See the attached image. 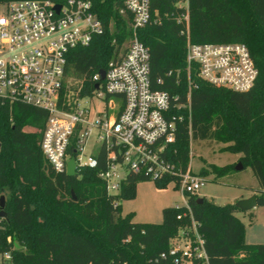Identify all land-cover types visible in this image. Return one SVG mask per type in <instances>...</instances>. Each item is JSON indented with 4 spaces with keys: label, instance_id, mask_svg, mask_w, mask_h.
Instances as JSON below:
<instances>
[{
    "label": "trees",
    "instance_id": "1",
    "mask_svg": "<svg viewBox=\"0 0 264 264\" xmlns=\"http://www.w3.org/2000/svg\"><path fill=\"white\" fill-rule=\"evenodd\" d=\"M13 1L18 0H0V6ZM92 1L105 33L88 47L72 49L66 67L75 85L82 83V96L97 89L93 77L106 71L131 36L125 0ZM152 6L161 15L174 11L170 1L157 0ZM190 16L192 43L246 45L258 77L246 92L210 85L195 68L189 74L187 39L175 20L165 18L162 24L140 29V40L151 52L154 91L167 92L177 105L186 103L189 83L193 85L191 118L184 111L185 122L178 124L177 142L167 148L166 158L185 171L191 142L216 140L224 144L223 152L241 155L243 169L253 171L260 188L258 205L264 207V0H190ZM47 120L43 109L0 100V198L6 196L0 250H12L14 263L176 264L170 241L192 225L193 215L208 258L194 264H264V244L246 243L235 204L222 206L206 198L198 202L199 195L185 194L190 210L169 208L161 224L137 223L132 214L123 215L121 202L135 196L139 182L152 179L130 174L122 192L109 195L99 174L107 169L105 148L95 156L96 167H80L74 177L56 173L41 151ZM235 167L213 166L211 171L202 169L200 175L222 178ZM161 180L175 181V177Z\"/></svg>",
    "mask_w": 264,
    "mask_h": 264
},
{
    "label": "built area",
    "instance_id": "2",
    "mask_svg": "<svg viewBox=\"0 0 264 264\" xmlns=\"http://www.w3.org/2000/svg\"><path fill=\"white\" fill-rule=\"evenodd\" d=\"M155 1L125 0L131 17V36L109 62L105 80L100 73L93 77L98 88L86 96L81 94L82 83L72 84L66 67L72 49L88 47L95 37L105 33L94 2L18 0L1 5L4 9L0 15V100L24 103L48 113L41 151L56 173H67L74 156L77 171L80 167H96L95 156L105 148L107 169L99 174L109 195H119L130 174L152 180L177 176L165 151L177 142L178 124L185 122L184 111L188 120L192 113L191 82L183 104L173 105L167 92L154 91L151 52L140 40V29L162 24L165 18L175 20L187 39L189 74L195 68L198 76L210 85L246 92L258 77L246 45L191 42L190 0H161L174 3V11L164 15L159 8H153ZM57 5H61L60 10ZM90 101L100 108H94ZM94 131L96 149L89 162H85V145ZM204 179L186 170L179 186L184 195H199ZM185 206L188 207L187 200ZM191 224L170 241V254L176 264L208 262L205 241L193 215ZM0 264H16L12 250H0Z\"/></svg>",
    "mask_w": 264,
    "mask_h": 264
},
{
    "label": "rangeland",
    "instance_id": "3",
    "mask_svg": "<svg viewBox=\"0 0 264 264\" xmlns=\"http://www.w3.org/2000/svg\"><path fill=\"white\" fill-rule=\"evenodd\" d=\"M3 9L1 6L0 15ZM111 28H113L112 24ZM127 41L128 39L124 43ZM75 83L77 82L72 81L73 85ZM90 102L94 108H100L96 102ZM95 139L96 132L94 131L85 145V162H89V156L96 149ZM224 147V144L216 140H193L189 148L190 163L186 170H191L193 174H200L202 169L211 171L213 166L238 165L241 155L223 152ZM177 153V149L174 148L172 155L176 156ZM172 165L177 174L175 181L163 182L161 180V183H157L155 180H144V182H139L135 187V196L121 202L124 216L132 214L133 221L137 223L161 224L165 209L185 206V195L179 185L181 176L185 174L186 170L184 171L179 166L177 168L174 163ZM202 177L205 179L199 196L218 205L236 204L239 201L248 200L253 195H259L260 192L258 181L250 167L241 171L233 170L229 175L222 178L216 177L215 174ZM236 215L245 226L244 240L246 243L249 245L264 244V207L258 206L249 212L239 210ZM15 246L18 245L15 244Z\"/></svg>",
    "mask_w": 264,
    "mask_h": 264
},
{
    "label": "water",
    "instance_id": "4",
    "mask_svg": "<svg viewBox=\"0 0 264 264\" xmlns=\"http://www.w3.org/2000/svg\"><path fill=\"white\" fill-rule=\"evenodd\" d=\"M56 8H57V10H60L61 5H57ZM100 76H101L102 80H105L106 71H104V70L100 71ZM96 88H98V85H96ZM0 148H1V146H0ZM235 170H237V171L243 170V165L241 163H238V165H236V167H235ZM76 171H77V164H76V158L74 156V157H72V159L68 163L67 175H69L70 177L78 176L76 174ZM202 201H203L202 198L198 199V202H202ZM235 205H237V207L241 211L249 212V210H252V209L259 206L258 205V197H257V195H253L248 200L239 201ZM5 206H6V196H2L0 198V219L6 218V212L4 211Z\"/></svg>",
    "mask_w": 264,
    "mask_h": 264
}]
</instances>
